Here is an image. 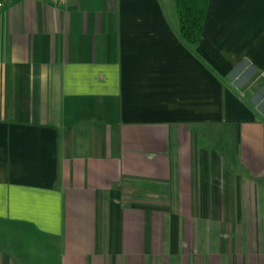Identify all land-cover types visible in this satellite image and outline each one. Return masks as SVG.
Segmentation results:
<instances>
[{
	"label": "crops",
	"instance_id": "crops-1",
	"mask_svg": "<svg viewBox=\"0 0 264 264\" xmlns=\"http://www.w3.org/2000/svg\"><path fill=\"white\" fill-rule=\"evenodd\" d=\"M254 197L264 0H210L195 47L170 0L8 1L0 264H264Z\"/></svg>",
	"mask_w": 264,
	"mask_h": 264
},
{
	"label": "trees",
	"instance_id": "trees-1",
	"mask_svg": "<svg viewBox=\"0 0 264 264\" xmlns=\"http://www.w3.org/2000/svg\"><path fill=\"white\" fill-rule=\"evenodd\" d=\"M179 16V33L191 47L201 41L210 0H174Z\"/></svg>",
	"mask_w": 264,
	"mask_h": 264
},
{
	"label": "rangeland",
	"instance_id": "rangeland-1",
	"mask_svg": "<svg viewBox=\"0 0 264 264\" xmlns=\"http://www.w3.org/2000/svg\"><path fill=\"white\" fill-rule=\"evenodd\" d=\"M170 1L175 2L174 0H170ZM253 201H256L257 204H253L252 212L250 213V221H251L252 227L249 229L237 228V229H235V232L239 233L240 236H242V237H248V235L251 234V237L253 240L254 239L259 240V239L263 238V234H264V229H263L264 213L260 210V206H259L261 199L255 200V197H254ZM260 225L262 226L261 228H260ZM222 230H220V231H222ZM242 240H243V238H242ZM246 242H247V240H246ZM231 247H230V250L228 249L229 251H226V253H221V254H223L222 258H221L222 264H231V257L228 254H233L235 257H238V256H242L243 251H246V249H248V246L246 244H244L243 242L236 244V246H233L232 248ZM207 248L211 249L210 246H208ZM233 248H234V250H233ZM249 248L251 249V253L253 254V256H251V258H250V261H251L250 264H261V263H263L262 258H261V254H263V243H261V242L256 243V241L254 243V241H253V243L250 245ZM243 262L244 261H242L241 264H243ZM204 263L208 264L207 261H204ZM247 264H249L248 261H247Z\"/></svg>",
	"mask_w": 264,
	"mask_h": 264
},
{
	"label": "built area",
	"instance_id": "built-area-1",
	"mask_svg": "<svg viewBox=\"0 0 264 264\" xmlns=\"http://www.w3.org/2000/svg\"><path fill=\"white\" fill-rule=\"evenodd\" d=\"M9 0H0V15L5 9L6 4L8 3ZM56 6L64 5L67 3V0H49Z\"/></svg>",
	"mask_w": 264,
	"mask_h": 264
}]
</instances>
